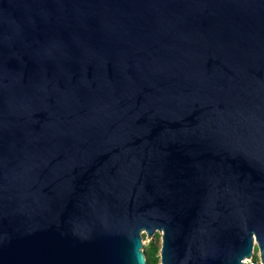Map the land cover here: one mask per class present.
Segmentation results:
<instances>
[{
    "label": "water",
    "instance_id": "1",
    "mask_svg": "<svg viewBox=\"0 0 264 264\" xmlns=\"http://www.w3.org/2000/svg\"><path fill=\"white\" fill-rule=\"evenodd\" d=\"M157 231L159 264H264V0H0V264Z\"/></svg>",
    "mask_w": 264,
    "mask_h": 264
},
{
    "label": "trees",
    "instance_id": "2",
    "mask_svg": "<svg viewBox=\"0 0 264 264\" xmlns=\"http://www.w3.org/2000/svg\"><path fill=\"white\" fill-rule=\"evenodd\" d=\"M159 248H160V234L156 232L153 238H151L148 241V243L145 246H143V252L147 264H158ZM256 260H257V256L253 255L252 261L256 262Z\"/></svg>",
    "mask_w": 264,
    "mask_h": 264
},
{
    "label": "rangeland",
    "instance_id": "3",
    "mask_svg": "<svg viewBox=\"0 0 264 264\" xmlns=\"http://www.w3.org/2000/svg\"><path fill=\"white\" fill-rule=\"evenodd\" d=\"M157 233H159L161 235L160 232L157 231ZM149 240H150V238H148L145 233H142L141 242H142L143 246H145L148 243ZM254 254H256V256H257L256 262L260 263V261H259V252H258L257 248H255ZM245 260L246 261H251L252 259L249 257V258H245Z\"/></svg>",
    "mask_w": 264,
    "mask_h": 264
},
{
    "label": "flooded vegetation",
    "instance_id": "4",
    "mask_svg": "<svg viewBox=\"0 0 264 264\" xmlns=\"http://www.w3.org/2000/svg\"><path fill=\"white\" fill-rule=\"evenodd\" d=\"M254 251H255V249L253 250V253H252V255L250 256V258L252 259V257H253V255H256V254H254ZM158 255H159V253H158ZM160 262V261H159ZM159 262H158V264H159ZM248 263H257V262H253L252 260L251 261H247Z\"/></svg>",
    "mask_w": 264,
    "mask_h": 264
}]
</instances>
